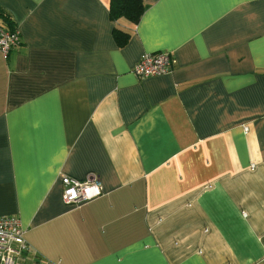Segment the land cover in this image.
I'll return each instance as SVG.
<instances>
[{
    "label": "crops",
    "instance_id": "1",
    "mask_svg": "<svg viewBox=\"0 0 264 264\" xmlns=\"http://www.w3.org/2000/svg\"><path fill=\"white\" fill-rule=\"evenodd\" d=\"M141 1L133 21L110 0H0L20 33L0 52L19 264H264V0ZM158 51L173 69L137 78ZM62 173L102 196L65 205Z\"/></svg>",
    "mask_w": 264,
    "mask_h": 264
},
{
    "label": "built area",
    "instance_id": "2",
    "mask_svg": "<svg viewBox=\"0 0 264 264\" xmlns=\"http://www.w3.org/2000/svg\"><path fill=\"white\" fill-rule=\"evenodd\" d=\"M20 44V33L17 29L8 30L0 26V52L7 56ZM175 59L167 51L144 52L133 65L131 71L137 78L158 76L170 72ZM246 129V128H245ZM62 185L61 200L67 205L87 203L102 196L103 189L97 175L88 174L78 179L60 174ZM24 230L19 218L12 215H0V264H19L28 250L24 239Z\"/></svg>",
    "mask_w": 264,
    "mask_h": 264
},
{
    "label": "trees",
    "instance_id": "3",
    "mask_svg": "<svg viewBox=\"0 0 264 264\" xmlns=\"http://www.w3.org/2000/svg\"><path fill=\"white\" fill-rule=\"evenodd\" d=\"M143 9L144 6L141 0H110L111 16L125 15L129 19L136 21L139 19ZM6 29L14 30L15 28Z\"/></svg>",
    "mask_w": 264,
    "mask_h": 264
}]
</instances>
